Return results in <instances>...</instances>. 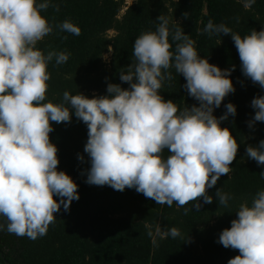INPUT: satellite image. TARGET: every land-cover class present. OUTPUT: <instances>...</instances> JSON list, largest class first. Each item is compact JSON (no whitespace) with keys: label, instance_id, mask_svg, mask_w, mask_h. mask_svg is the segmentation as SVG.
<instances>
[{"label":"clouds","instance_id":"1","mask_svg":"<svg viewBox=\"0 0 264 264\" xmlns=\"http://www.w3.org/2000/svg\"><path fill=\"white\" fill-rule=\"evenodd\" d=\"M50 6L58 10L51 0H0V218L6 221L0 231L35 240L55 223L61 205L67 211L79 200V186L58 169V147L50 138L53 122L68 123L73 116L87 126V184L135 189L169 207L195 201L193 207L199 209L201 200L212 203L208 189L229 174L239 148L232 131L221 127L236 115V106L228 103L223 115H214L235 91V65L221 69L209 63L182 28L170 27L169 19L160 15L154 31L134 40V59L119 74L127 89L109 83L107 94L91 98L66 90L53 103L46 98L49 65L67 62L69 53H45L37 43L54 27L72 35H79L80 28L67 19L53 25L42 14ZM204 32L231 34L242 74L264 89V28L242 37L209 20ZM170 69L184 77L183 88L198 106L181 108L161 95L163 83L173 79ZM251 107L255 114L250 127L264 122V95L253 98ZM246 155L264 165V139L247 146ZM77 158L84 160L83 155ZM260 177L264 179V171ZM214 196L224 207L232 199L220 188ZM235 213L231 227L222 230L217 241L239 252L228 264H264V189L250 204L240 203ZM164 235L176 238L180 232L172 227Z\"/></svg>","mask_w":264,"mask_h":264},{"label":"trees","instance_id":"2","mask_svg":"<svg viewBox=\"0 0 264 264\" xmlns=\"http://www.w3.org/2000/svg\"><path fill=\"white\" fill-rule=\"evenodd\" d=\"M127 1L51 0L58 10L50 6L42 14L53 25L71 20L80 28V34L54 27L37 43L45 53H69L67 62L56 65L53 61L49 65L47 100L58 102L66 90L71 94L82 92L90 98L105 95L109 83L127 89L128 83L122 82L119 74L134 59V40L145 31H154L157 18L164 15L170 27H180L189 35L198 54L207 57L209 63L221 69L235 65L231 72L235 91L225 97L214 115H223L228 103L236 106V115L221 124L238 140L236 159L229 174L208 189V194L213 195L212 203L201 200L199 209L193 207L195 201L183 207L175 203L169 207L156 204L135 189L118 191L107 185L87 184V126L74 116L68 123L53 122L50 138L58 147V169L66 171L78 184L80 198L67 211L61 205L55 223L46 235L35 240L0 231V250L8 264H228L239 254L217 241L221 231L231 227L239 204H250L255 193L264 189V179L260 177L264 165L246 155L247 146H256L264 139V122L249 126L255 114L251 101L264 95V89L242 74L231 34L209 35L204 28L211 20L225 24L242 37L252 29L259 31L264 28V0H131L130 6ZM110 32L114 35L110 36ZM109 53L111 58L106 62ZM169 71L173 79L163 83L161 95L181 108L198 106L199 102L183 88L184 77L174 69ZM78 154L84 156L83 161L77 158ZM219 188L232 196L227 207L219 206L214 196ZM0 223L6 221L0 218ZM172 227L179 230L180 236L164 235Z\"/></svg>","mask_w":264,"mask_h":264},{"label":"rangeland","instance_id":"3","mask_svg":"<svg viewBox=\"0 0 264 264\" xmlns=\"http://www.w3.org/2000/svg\"><path fill=\"white\" fill-rule=\"evenodd\" d=\"M131 3H132L131 0H128V1H127V5H128V6H130ZM124 11H125V10H124ZM124 11L121 13V15L124 13ZM109 34H110V36H113V35H114L113 32H110ZM110 58H111V53H109V54L106 55V57H105L106 62H109V61H110Z\"/></svg>","mask_w":264,"mask_h":264},{"label":"flooded vegetation","instance_id":"4","mask_svg":"<svg viewBox=\"0 0 264 264\" xmlns=\"http://www.w3.org/2000/svg\"><path fill=\"white\" fill-rule=\"evenodd\" d=\"M0 264H8V262L5 260L4 254L0 250Z\"/></svg>","mask_w":264,"mask_h":264}]
</instances>
